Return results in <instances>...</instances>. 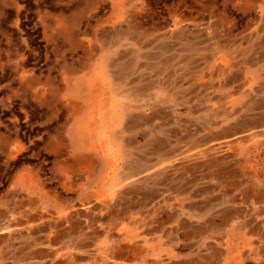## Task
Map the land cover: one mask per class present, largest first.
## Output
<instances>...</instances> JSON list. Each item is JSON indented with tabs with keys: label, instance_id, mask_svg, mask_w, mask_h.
<instances>
[{
	"label": "rangeland",
	"instance_id": "374dc122",
	"mask_svg": "<svg viewBox=\"0 0 264 264\" xmlns=\"http://www.w3.org/2000/svg\"><path fill=\"white\" fill-rule=\"evenodd\" d=\"M123 31L141 33L153 64L162 61L160 96L114 102L134 115L161 103L159 185L142 152L153 126L125 133L138 162L121 187L114 177L127 165L112 144L96 145L102 174L95 163L62 169L73 153L58 146L83 107L70 94L78 79L96 78L108 57L138 87ZM109 96L94 85L95 115H111ZM105 117L90 125L96 143L109 137ZM95 206L136 211L152 264H264V0H0V264H67L68 229L85 227ZM129 222L111 221L117 244Z\"/></svg>",
	"mask_w": 264,
	"mask_h": 264
},
{
	"label": "crops",
	"instance_id": "0c3cea01",
	"mask_svg": "<svg viewBox=\"0 0 264 264\" xmlns=\"http://www.w3.org/2000/svg\"><path fill=\"white\" fill-rule=\"evenodd\" d=\"M145 45L147 46V44ZM75 98L80 100L82 103L81 97ZM83 108L84 105L78 117L85 112V109ZM157 111H159V113H156ZM162 113L161 103H158L156 109L152 113H150L152 116L148 118L149 120L147 119V123H142L143 125H148V127L156 125L160 126L159 143L154 142L155 136H153V138L151 136L150 139L144 137L145 129L142 133L143 138L145 139L142 146V152L143 154L148 155L146 156L145 169L148 170L151 166V163L154 162L153 165L156 175V177L154 178L155 185L160 184V174L162 170L161 164L159 165V163L162 161L163 154V137L161 134V132L163 131ZM146 115L148 114H142V116ZM138 126L140 125H137L136 123L135 126L133 125L132 129ZM77 129L76 117L72 129L68 133V143L64 145L62 144L60 146L57 145L60 149H63L64 146L70 147L73 153V156L71 158L69 157V160L67 159L63 162L62 169L66 170L67 168V170H69L72 168L73 164H77V167H80L81 164L92 165L95 163L96 165L98 164L99 173L102 174L104 161H102L100 155H96L95 153L86 150V146H82V143L86 144V142H84V139L77 142L75 135H80L79 133L76 134ZM132 129H130V131ZM128 137L132 138L133 144L136 138L134 136ZM147 150L149 151L146 152ZM120 155L123 156L125 165H127V167L124 168L127 170L125 172H119L114 177V185H117L118 187H121V183H123L126 179L132 178L130 172L136 171V167H134V164L138 162V158L134 160V158L132 157L131 148L126 152L127 157L125 156V154ZM152 159L153 161L151 162ZM101 174L97 177V180L100 178ZM146 194H148V192H146ZM145 202L146 201L140 203L144 210L147 207ZM125 205V207H127V211H129L128 208L133 206L131 203ZM86 212V214L81 215V219H84L83 221L85 223V227L81 226V230H79L78 232L74 230L73 226L68 229L69 238H67V241L64 242V245L73 250L74 255H70L69 258L65 259L67 261V264H152V258L149 253V244L151 243V239L147 238L149 234H146L145 228L138 227L137 221L139 220V217L136 219V211H134V213L132 212V215H130L129 212H126L122 213L121 215L106 213L104 214V216L103 212L101 210L99 211V209H97V206H95V208L88 207ZM142 212L143 213L141 218L144 221L149 220V223L146 225V228L149 229L150 227H152V224H150L151 215L150 213H147V211L146 213L145 211ZM117 219H132V223L129 222L125 224L124 227L127 228V230H125V233L119 236V238L122 237L120 244H117L116 236L112 233V230L114 231V228L117 227L115 223L112 225L111 221ZM154 226L157 228L156 224H154ZM33 232L35 233V230ZM38 246L39 242H37V240L36 242L34 241V243H32L30 246L32 263H37L38 261V255H33V252ZM52 247L53 245L51 244L50 249H52Z\"/></svg>",
	"mask_w": 264,
	"mask_h": 264
},
{
	"label": "bare ground",
	"instance_id": "6f19581e",
	"mask_svg": "<svg viewBox=\"0 0 264 264\" xmlns=\"http://www.w3.org/2000/svg\"><path fill=\"white\" fill-rule=\"evenodd\" d=\"M136 33L133 34V33L123 31L122 33H120L119 38L122 40L125 39L126 41H130L133 44V47L130 51V56L128 57V61L126 60L127 58L125 60L127 61V66L129 67V69L136 67L137 70L139 69L142 71V76H141L140 80L138 81L140 84L136 83L138 86L137 88H134V89L132 88V90H130V89H128L129 87H126L128 82L125 81L126 82L125 83L124 82L125 79L123 80V78L120 77L121 76L120 74L117 77V73H118L117 70H116L117 73L115 74V72L113 71L114 68L112 69V66L114 64V60L112 59L113 60L112 61V60L108 59V57H107V59H105L104 64H102V66L100 67V70L96 72V75H97L96 78L95 77L92 78V73H91L92 70H90L87 74L82 75L78 79L76 86L71 90V95L73 97H81L82 106L84 105L83 109H85V112L83 114H81L79 117H77V128L78 129L76 130V134H78V133L80 134L79 136L75 135L77 142L84 139L85 140L84 142H86V144L82 143V146H86L85 147L86 150H89L92 153H95L96 155H99V152H98V149L96 146L97 144H103V146L105 148H107L108 145L112 144V145L117 147L120 154H122V155L125 154V156L127 157L126 152L131 148V144L133 141H132V138L128 137V135L126 136L125 133L129 132L130 129H132L133 125L134 126L136 125V123H137V125H140L143 128L148 127V125H143L142 123L146 124L147 119L150 116H152L150 113L146 116H142V114H140V113L138 115H134L133 113H129L127 111H122V110L120 112H117L115 109V106H114V102H116V100H118V99H126V98L130 99V97H133V99H134V97L142 99V98L146 97L151 92H157L158 96H160L159 94L161 93L162 88H163L162 87L163 82L161 81L163 78L161 79V77H160L161 69L163 68L162 67V61L160 59H158V61H155L156 66H155V64H153V60H154L153 57H155V56L151 55L150 52H147L145 50V48H146L145 44L146 43H145V41H143V35H141V33H139V32H136ZM147 36H148V34H147ZM158 36H160V35H158ZM160 50H161V48H160ZM125 51H127V50H125ZM123 56H125V55H123ZM123 56H121V57H123ZM156 57H158V56H156ZM154 67H156V73H154ZM125 70H128V69H125ZM97 78H98V80H97ZM95 84L96 85L98 84L99 87H102L103 89L107 90L110 93L109 99L111 100V103L109 104V107H110L111 115H109L107 118L104 116L106 121L109 123V137H106V139L104 138V140H103L104 143L101 141H98V143H96L95 142L96 139L95 140L92 139V135L95 133V131L92 132V130L90 128V125L93 121H96V122L100 121V120L103 121V118H104L102 115H100L98 113H97L98 115H95V109L93 107V102H92V91H93ZM29 85H30V83H29ZM147 97H149V96H147ZM133 99H132V101H133ZM156 113H159V111H157ZM156 116H158V115H156ZM153 127L155 130L154 131L155 132L154 142L159 143L160 126L156 125ZM107 128H108V126H107ZM148 131L145 130L144 137H146L147 139H150L152 135L150 134L151 132L148 133ZM152 138H153V136H152ZM148 151L149 150H147L146 152H148ZM111 156L112 155L107 156V157H111Z\"/></svg>",
	"mask_w": 264,
	"mask_h": 264
}]
</instances>
